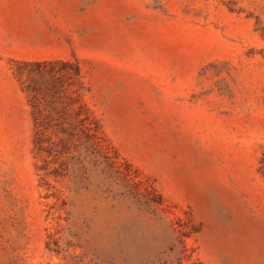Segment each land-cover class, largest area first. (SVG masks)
Instances as JSON below:
<instances>
[{"label": "rangeland", "instance_id": "rangeland-1", "mask_svg": "<svg viewBox=\"0 0 264 264\" xmlns=\"http://www.w3.org/2000/svg\"><path fill=\"white\" fill-rule=\"evenodd\" d=\"M263 155L264 0H0V264H264Z\"/></svg>", "mask_w": 264, "mask_h": 264}, {"label": "trees", "instance_id": "trees-1", "mask_svg": "<svg viewBox=\"0 0 264 264\" xmlns=\"http://www.w3.org/2000/svg\"><path fill=\"white\" fill-rule=\"evenodd\" d=\"M73 101L78 100L77 98H74ZM82 109H86V115L81 119L83 115ZM73 117L75 118V121L77 123L71 125L76 126L79 124V122L83 124L84 121L85 126L89 130V141L92 143V145L98 147V149H102V126L100 125L99 120L96 119L95 116H93L92 112L89 110V107H86L85 104H80L79 108L77 107L73 109ZM260 171L264 174V155L261 159ZM150 188L151 189H149L148 185L146 186L147 192L153 193V195L148 194L150 195L148 196L149 200L155 204H164L166 202V198L164 197V195L158 192L157 187L154 184L150 185ZM175 224L176 229L178 230L177 245L180 250L175 260H167L165 264H205L203 260L195 255V250L190 249V246L187 242V238L193 234L195 228L193 226H188V224L180 217L176 218ZM49 237H52L51 233L49 234ZM50 243L51 242L49 240V247L51 245Z\"/></svg>", "mask_w": 264, "mask_h": 264}]
</instances>
